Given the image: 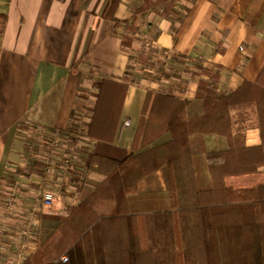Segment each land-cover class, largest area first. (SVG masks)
Segmentation results:
<instances>
[{
	"label": "crops",
	"instance_id": "obj_1",
	"mask_svg": "<svg viewBox=\"0 0 264 264\" xmlns=\"http://www.w3.org/2000/svg\"><path fill=\"white\" fill-rule=\"evenodd\" d=\"M109 1L0 0V12L7 14L0 33V208L17 185L11 233L18 237L28 211L37 206L38 226L26 257L63 221L67 207L78 205L103 180L89 167L93 154L124 159L133 151L147 88L192 102L200 79L194 72L204 67L219 72L221 93L255 81L264 67V0H176L166 14L144 9L152 0H122L117 22L103 17ZM134 61L141 68L133 67ZM106 78L128 84L113 140L87 133L99 95L96 85ZM59 84L57 100L42 105ZM170 139L167 132L153 145ZM245 142L261 144L260 129L248 128ZM227 148L219 134L192 137L203 187L210 183L206 153ZM47 151L55 155L54 174L44 170ZM227 180L235 187L252 186L264 182V172ZM45 190L55 193L50 207L41 202ZM168 191V169L162 166L139 182L136 208L148 206L142 196Z\"/></svg>",
	"mask_w": 264,
	"mask_h": 264
},
{
	"label": "trees",
	"instance_id": "obj_2",
	"mask_svg": "<svg viewBox=\"0 0 264 264\" xmlns=\"http://www.w3.org/2000/svg\"><path fill=\"white\" fill-rule=\"evenodd\" d=\"M121 1L110 0L103 17L117 22ZM175 1L152 0L144 9L166 14ZM6 22L7 14L0 12V33ZM123 42L131 48L129 39ZM194 74L200 79L192 102L146 89L133 151L124 159L92 155L89 167L103 180L78 205L67 207L63 221L21 264H79L80 259L84 264H264V182L235 187L227 180L264 172V67L255 81L227 93L218 90V71L204 67ZM96 87L87 133L113 140L128 84L106 78ZM61 88L50 91L42 105H52ZM250 127L260 129L261 144H246ZM167 132L171 139L154 146ZM208 133L224 136L228 148L206 153L210 183L203 187L192 137ZM162 166L168 169V193L142 196L148 206L137 209L139 182Z\"/></svg>",
	"mask_w": 264,
	"mask_h": 264
},
{
	"label": "built area",
	"instance_id": "obj_3",
	"mask_svg": "<svg viewBox=\"0 0 264 264\" xmlns=\"http://www.w3.org/2000/svg\"><path fill=\"white\" fill-rule=\"evenodd\" d=\"M130 121L126 120L125 125H129ZM57 144V143H56ZM68 159L65 162L68 163ZM45 172L54 174L56 171L55 155L51 154L45 160ZM41 202L46 207H50L54 203L55 193L52 190H45L41 195ZM19 203L17 198V185L6 195L3 206L0 208V264H21L26 255L29 253L28 244L30 242L33 231L38 226V209L33 206L26 217L25 222L20 227L18 237L13 241L11 230L14 221V215L18 209ZM62 261H66L67 257L62 256Z\"/></svg>",
	"mask_w": 264,
	"mask_h": 264
},
{
	"label": "rangeland",
	"instance_id": "obj_4",
	"mask_svg": "<svg viewBox=\"0 0 264 264\" xmlns=\"http://www.w3.org/2000/svg\"><path fill=\"white\" fill-rule=\"evenodd\" d=\"M134 63H136V64H135L133 67H139V64H138L136 61H134ZM139 68H141V67H139ZM160 68H161V67H158V69H160ZM156 69H157V68H156ZM136 73H137V72H136ZM136 73H135V74H136ZM155 73H156V72H155ZM56 138H58V137L56 136L55 139H56ZM48 140H49L50 144H52V142H53V138H52V140H51V138L48 139ZM48 140H47V141H48ZM58 142H59V141H58ZM49 148L51 149V148H52V145H50ZM53 148H57V146H54ZM53 148H52V149H53ZM60 149H61V147H60ZM55 150H56V149H55ZM51 154H54V152L51 153L50 151H49V152L47 151V152L44 154L43 159H44V160L48 159V157H50ZM56 172H57V171H56ZM9 192H10V191H9ZM16 215H17V212H16L15 215H14V219H15ZM38 219H39V217H38ZM14 223H15V220L13 221V224H14ZM11 234H12V237H14V238H13V241H15L14 239H15V237H16V235H17V232L12 231ZM63 256H66V255H63ZM66 257H67V256H66ZM67 260H68V257H67ZM67 260H66V261H67Z\"/></svg>",
	"mask_w": 264,
	"mask_h": 264
}]
</instances>
